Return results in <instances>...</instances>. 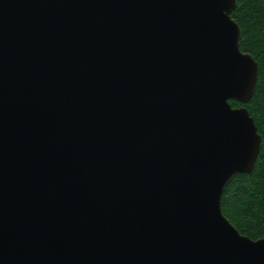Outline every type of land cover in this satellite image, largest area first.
<instances>
[{
  "label": "water",
  "instance_id": "95a60500",
  "mask_svg": "<svg viewBox=\"0 0 264 264\" xmlns=\"http://www.w3.org/2000/svg\"><path fill=\"white\" fill-rule=\"evenodd\" d=\"M236 0H0V264H264L223 215L261 138Z\"/></svg>",
  "mask_w": 264,
  "mask_h": 264
},
{
  "label": "trees",
  "instance_id": "16d2710c",
  "mask_svg": "<svg viewBox=\"0 0 264 264\" xmlns=\"http://www.w3.org/2000/svg\"><path fill=\"white\" fill-rule=\"evenodd\" d=\"M232 19L240 28L239 48L257 62L254 92L243 105L253 118L261 142L250 173H237L226 184L221 196V211L242 234L253 240L264 236V0H236Z\"/></svg>",
  "mask_w": 264,
  "mask_h": 264
}]
</instances>
